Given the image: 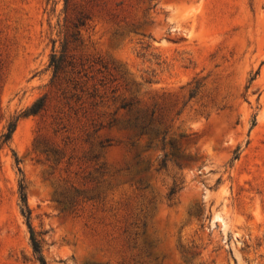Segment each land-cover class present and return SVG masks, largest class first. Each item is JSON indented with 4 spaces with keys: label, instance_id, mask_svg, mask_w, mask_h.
<instances>
[{
    "label": "rangeland",
    "instance_id": "1",
    "mask_svg": "<svg viewBox=\"0 0 264 264\" xmlns=\"http://www.w3.org/2000/svg\"><path fill=\"white\" fill-rule=\"evenodd\" d=\"M21 180L46 264H264V0H0V264Z\"/></svg>",
    "mask_w": 264,
    "mask_h": 264
},
{
    "label": "trees",
    "instance_id": "2",
    "mask_svg": "<svg viewBox=\"0 0 264 264\" xmlns=\"http://www.w3.org/2000/svg\"><path fill=\"white\" fill-rule=\"evenodd\" d=\"M63 52H64V44L61 46V50H60L59 55H57L55 52L51 54L50 65H52V67H53V76H55L56 73L58 72V70L61 68L62 61H63ZM43 105H44L43 99L40 98L37 101H35L27 110H25L19 116H25L28 114H36L37 112H39L43 108ZM135 124L138 125V127L140 128L141 134H142L143 132H146L147 127L150 125V120H145V119L136 120ZM15 126H16L15 122H9L8 123L6 132H4L1 135V144L8 142L10 140L11 134L14 131ZM160 140H161V142H163L164 136ZM171 147L174 151L173 156L175 155L178 158L183 157V153L179 151V148L174 143L171 144ZM166 160H167V154L164 153L160 162H159L158 168L155 169L156 172L166 166ZM171 161H173L174 164L178 168L181 167V163L177 162L176 159H173V160L171 159ZM15 162L16 163L19 162L17 158H15ZM149 168L150 167L147 166L145 168V170L148 171ZM24 188H25V186L21 180L19 183V194H20V199H21L22 206H23L21 208V212L26 217L27 225H28L29 232H30V240H31L33 252H34V254H36V256H37L36 258L38 259L40 264H46L44 256L42 255L40 241L35 238V232H34L32 226L30 224V221H29V217H30L29 216V209H28V206L26 203V194L24 192ZM172 193H173V189H170V191L167 194V197H170L172 195Z\"/></svg>",
    "mask_w": 264,
    "mask_h": 264
}]
</instances>
